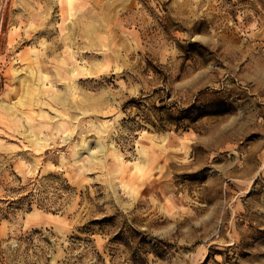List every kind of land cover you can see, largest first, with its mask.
Listing matches in <instances>:
<instances>
[{
	"label": "rangeland",
	"instance_id": "rangeland-1",
	"mask_svg": "<svg viewBox=\"0 0 264 264\" xmlns=\"http://www.w3.org/2000/svg\"><path fill=\"white\" fill-rule=\"evenodd\" d=\"M0 264H264V0H0Z\"/></svg>",
	"mask_w": 264,
	"mask_h": 264
}]
</instances>
